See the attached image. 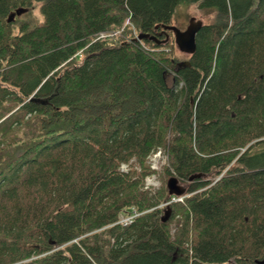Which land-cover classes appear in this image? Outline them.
Here are the masks:
<instances>
[{"label":"trees","instance_id":"trees-1","mask_svg":"<svg viewBox=\"0 0 264 264\" xmlns=\"http://www.w3.org/2000/svg\"><path fill=\"white\" fill-rule=\"evenodd\" d=\"M0 264H264V0H0Z\"/></svg>","mask_w":264,"mask_h":264},{"label":"water","instance_id":"water-1","mask_svg":"<svg viewBox=\"0 0 264 264\" xmlns=\"http://www.w3.org/2000/svg\"><path fill=\"white\" fill-rule=\"evenodd\" d=\"M23 11V9L18 8L15 11L11 12L9 14L8 21H12L15 18L16 14H20ZM202 25L203 21H195L194 18H192L189 21L186 29H181L177 25L173 24H163L162 26L164 29L173 31L175 42L182 52L192 54L197 48V33ZM142 37L143 35L139 33L137 38L141 39ZM169 38L170 35L168 33L163 42L168 41ZM166 186L168 188L169 194L181 195L186 191V187L180 183V180L177 176H170L167 180ZM163 219L165 220L166 218L164 217Z\"/></svg>","mask_w":264,"mask_h":264},{"label":"rangeland","instance_id":"rangeland-1","mask_svg":"<svg viewBox=\"0 0 264 264\" xmlns=\"http://www.w3.org/2000/svg\"><path fill=\"white\" fill-rule=\"evenodd\" d=\"M33 14H35L37 17H39L40 19H42L41 13L38 9V6H35L33 8ZM195 16V18H197L198 20L204 21V22H209L213 16V13H210L207 10H204V8H200L197 6L192 5H187V4H180L177 7L176 12L173 15L172 18V23L173 25H177L179 27H181L182 29H185L189 23V19L190 17ZM152 162H156L157 164V168L155 169L153 176L154 178V182H156V187L158 188L161 183H162V177H165L164 172H163V164L167 163V159L166 157H159L156 155H152ZM169 177H166V179L168 180ZM166 180V182H167ZM150 190H154V188H149ZM162 207L165 206V202L163 204H161ZM160 206V207H161Z\"/></svg>","mask_w":264,"mask_h":264},{"label":"bare ground","instance_id":"bare-ground-1","mask_svg":"<svg viewBox=\"0 0 264 264\" xmlns=\"http://www.w3.org/2000/svg\"><path fill=\"white\" fill-rule=\"evenodd\" d=\"M177 10V9H176ZM130 11V14H131V10H129ZM13 12V11H12ZM176 12V11H175ZM22 13V12H21ZM20 13V14H21ZM20 14H16V16L17 15H20ZM15 16V17H16ZM9 17V16H8ZM192 18H194V20L195 21H197L198 19L197 18H195V16H192V17H190V20L192 19ZM8 19V18H7ZM15 19V18H14ZM13 19V20H14ZM12 20V21H13ZM126 25H130V26H132L133 27V25H132V23H131V21H130V19L129 18H127V20H126V22H125V26ZM163 24H156L155 25V27L156 28H158V27H160L161 29H162V31L166 34V36H167V34L169 33L168 32V30L167 29H164L163 28V26H162ZM116 33H117V30H113V29H104V30H100V31H98L97 33H95L94 34V38H93V40L95 41V40H97V39H99V38H104V37H106V36H108V35H116ZM154 36H156V35H154ZM138 36H136L135 37V39L137 38ZM137 39H139V38H137ZM80 51L79 52H77L76 53V55H80ZM71 58V57H70ZM69 58V59H70ZM69 59H67L66 61H68ZM215 61V60H214ZM213 61V67L215 66V62ZM151 155H156V156H159V157H166V159H167V163H168V154H167V152H165L164 150H155L154 152H152L151 153ZM225 171V170H224ZM223 171V172H224ZM173 172V174L172 175H170V176H177L175 173H174V171H172ZM151 175V173H149L147 176H150ZM222 175V174H221ZM178 177V176H177ZM179 178V177H178ZM141 213V212H140Z\"/></svg>","mask_w":264,"mask_h":264},{"label":"built area","instance_id":"built-area-1","mask_svg":"<svg viewBox=\"0 0 264 264\" xmlns=\"http://www.w3.org/2000/svg\"><path fill=\"white\" fill-rule=\"evenodd\" d=\"M151 166H152L153 168H157V164H156V162H152ZM122 168H123L124 170H126V169H127V166H126L125 164H122ZM154 178H155V177H154L153 175L147 177V180H146V186H147V187L154 183ZM182 198H183L182 196H179V197H173V200H181ZM136 215H138V212L134 211L132 214H129V215L123 216V217L120 219V221L125 222V223L131 222V221L133 220V218H134Z\"/></svg>","mask_w":264,"mask_h":264}]
</instances>
